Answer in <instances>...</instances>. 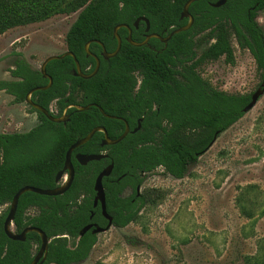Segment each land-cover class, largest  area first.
Wrapping results in <instances>:
<instances>
[{"label": "trees", "instance_id": "obj_1", "mask_svg": "<svg viewBox=\"0 0 264 264\" xmlns=\"http://www.w3.org/2000/svg\"><path fill=\"white\" fill-rule=\"evenodd\" d=\"M187 1L0 0V35L18 26L78 12L66 35L67 51L75 54L86 74L96 67L95 58L85 50L87 42L92 41L90 51L101 60L98 73L89 79L74 75L72 56L50 61L46 69L53 84L34 91L31 99L56 117H62L66 109L69 119L53 122L30 106L38 113V125L28 132L0 134V209L6 207L0 210V264H31L36 255L34 246L37 244L39 250L41 245L37 232L27 233L25 241L12 240L5 233L4 221L15 194L26 185L43 189L60 186L56 176L64 167L68 149L93 128L104 126L109 137L116 139L124 132L125 121L133 129L142 118L141 127L117 144L102 146L104 133L99 131L76 148L72 154L75 178L64 194H22L13 226L16 233L34 226L47 234L50 243L44 264H80L89 258L98 235L92 230L83 236L80 233L93 221L107 223L100 207H94V184L108 165L114 163L111 175L103 178L107 212L114 226L124 228L152 201L150 191L139 190L146 175L162 167L176 179L186 177L211 148L215 135L245 115L251 94L214 88L199 69L222 56L234 64L232 34L264 69V29L257 20L264 0H227L220 7L213 6L218 0H195L189 6L193 25L173 35L167 44L152 38L148 45L133 46L127 41L128 29L122 27L119 53L110 59L102 55L103 47L96 40L114 52L118 45L114 28L119 24L132 27L136 42L150 33L166 37L186 25L189 18L182 19L181 15ZM142 16L150 22L149 31L145 21L138 28L133 25ZM205 32L214 41L198 54L196 37ZM11 73L16 79L1 80L0 90L12 94L17 102L25 101L34 88L49 83L21 55ZM53 103L56 111H51ZM93 104L120 119L105 117ZM88 105L87 110L78 108ZM77 153L108 156L82 165ZM31 209L36 213L30 214ZM254 264H264V257Z\"/></svg>", "mask_w": 264, "mask_h": 264}, {"label": "rangeland", "instance_id": "obj_2", "mask_svg": "<svg viewBox=\"0 0 264 264\" xmlns=\"http://www.w3.org/2000/svg\"><path fill=\"white\" fill-rule=\"evenodd\" d=\"M77 16L59 14L0 35V81L16 79L11 71L19 55L40 70L47 57L66 52V35ZM257 20L264 29V10ZM213 41L208 32L198 35L196 52ZM231 44L234 64L222 56L199 71L214 88L253 94L264 81V69L233 34ZM51 108L56 111V104ZM39 123L26 101L0 90V134L28 132ZM67 180L65 174L58 184ZM140 190L150 191L152 201L139 218L99 233L89 258L80 264H254L263 258L264 94L217 137L186 177L176 179L160 167L146 175Z\"/></svg>", "mask_w": 264, "mask_h": 264}, {"label": "water", "instance_id": "obj_3", "mask_svg": "<svg viewBox=\"0 0 264 264\" xmlns=\"http://www.w3.org/2000/svg\"><path fill=\"white\" fill-rule=\"evenodd\" d=\"M195 0H188L183 8V12L181 15V18H189V21L186 25L176 28L174 29L167 37L163 38L161 35L157 34V33H150L146 36L145 40H143L142 42H136L133 40L132 38V27L128 24H119L114 28V35L118 40V45L117 48L114 52L110 53L106 50L104 44L99 41L96 40L97 43H99L102 47H103V52L102 55L104 56L105 59H110L114 56H116L121 47H122V38L119 35V29L122 27H125L128 29V36H127V41L132 44L133 46H144V45H148L149 40L151 38H159L161 39L163 42L167 43L171 37L177 33L183 32V31H187L191 28V26L193 25L194 22V18L191 15L190 11H189V6L191 5L192 2H194ZM227 0H219L218 2L214 3L213 6L215 7H220L222 5H224L226 3ZM141 21H145L147 24L146 27V31H149L150 29V22L149 20L145 17H139L135 22H134V26L136 28L139 27V24ZM92 43V41H89L86 43L85 45V50L87 52L88 55H92L95 60H96V67L94 69V71L91 74H86L83 72L82 67L80 65L79 60L77 59V57L75 56V54L71 51H66L63 54L60 55H51L49 57H47L41 67H40V72L42 73V75L45 78L49 79V83L45 86H39L34 88L33 90H31L29 92V94L26 97V102L32 106L33 108L37 109L38 111L42 112L49 120L53 121V122H57V123H61V122H66L69 117L68 116H63V117H56L53 114H51L49 112V110H47L45 107L41 106L40 104L36 103L35 101H33L31 99V94L34 91L37 90H45L48 89L49 87H51V85L53 84V79L52 77L47 73V64L55 59H62L65 56H72L75 59V64H76V70L74 72L75 76H80L84 79H89L93 76H95L99 69H100V65H101V60L100 58L92 53L90 51V44ZM264 94V81L261 83L260 87L252 94L251 96V100L250 102L245 106L244 108V112L247 113L249 112L251 109L254 108V106L257 104V102L259 101L260 97ZM94 106L98 107L100 109V111L102 112V114L105 117L108 118H117L120 119V117L117 116H112L109 115L107 113H105V111L103 110V108L101 106H99L98 104H93ZM90 105L85 106V107H78L80 110H87L89 109ZM141 127V124H139L137 126V128H135L133 130V132H136L139 128ZM103 132L104 133V139L102 142V146H106V145H114L119 143L121 140H123L130 132V128H129V124L126 122V128L124 130V132L116 139H111L108 135L107 129L104 126H97L95 128H93V130H91V132L89 134H87L85 137L78 139L74 144H72L70 146V148L67 151L66 154V160H65V164L62 170H60L56 176V182L59 183L61 178L64 177V175L66 173H68V180L56 187V188H52V189H43V188H39V187H35V186H30V185H26L24 187H22L14 196L11 205H10V210L9 213L4 221V230L5 233L7 234V236L12 239V240H19V241H25L26 240V235L29 232H37L40 237H41V245L39 248V251L37 252V254L35 255L33 261L31 262V264H44L47 260L48 257V250H49V243H50V239L47 236V234L34 226H28L26 227L21 233H15L12 230V225H13V220L15 218L16 212H17V208H18V202L20 197L22 196V194H24L25 192L31 191V192H35L41 195H47V196H58V195H62L64 194L72 185L73 180L75 178V168L72 162V154L73 151L78 148L79 146H82L83 144L89 142L92 137L95 135L96 132ZM217 134L214 137V141L212 144H214V142L217 139ZM212 146V145H211ZM108 155L106 153H100V154H81V153H77L76 154V159L78 160V162L82 165H87L89 162L94 161V160H101L103 158H106ZM114 168V163H111L110 165H108L106 168H104L99 175L97 176L96 180H95V184H94V190L96 192L95 198H94V205L96 206L98 203L101 204V208H102V212L103 215L108 219V224L105 227H101V226H96V228L93 230V232L95 234L101 233V232H105L107 230H109L112 226H113V218L108 214L107 212V207H106V193H105V188L103 185V178L110 176L112 171ZM94 224H89L86 225L82 230L80 235L83 236Z\"/></svg>", "mask_w": 264, "mask_h": 264}, {"label": "flooded vegetation", "instance_id": "obj_4", "mask_svg": "<svg viewBox=\"0 0 264 264\" xmlns=\"http://www.w3.org/2000/svg\"><path fill=\"white\" fill-rule=\"evenodd\" d=\"M218 1H219V0H218ZM218 1H217V2H218ZM215 3H216V2H215ZM213 4H214V3H213ZM170 33H171V32H170ZM170 33H169V34H170ZM157 34H158V33H157ZM169 34H168V35H169ZM159 35H160V34H159ZM162 37H163V36H162ZM166 37H167V36H166ZM163 38H165V37H163ZM151 39H152V38H151ZM151 39H150V40H151ZM157 39H159V38H157ZM150 40H149V41H150ZM160 40H161V39H160ZM161 41H162V40H161ZM162 42H163V41H162ZM164 43H165V42H164ZM167 43H168V42H167ZM167 43H165V44H167ZM148 44H149V43H148ZM153 48L155 49V47H153ZM248 50H249V49H248ZM260 85H261V84H260ZM260 85H259V87H260ZM259 87H258V88H259ZM258 88H257V89H258ZM251 96H252V94H251ZM51 111H54V110H52V108H51ZM65 115H66V109H65V111H64L63 116H65ZM63 116H62V117H63ZM141 120H142V118H140V119L137 120V126H138L139 124H141ZM127 123H128V122H127ZM128 124H129V123H128ZM125 128H126V121H125ZM129 128H130V132H133V130H134L135 128H137V127H134V128L132 129V128L130 127V125H129ZM130 132H129V133H130ZM75 156H76V155H75ZM66 174H68V173H66ZM128 190H129V189H128ZM128 190H127L126 192H128ZM139 190H140V189H139ZM129 191H130V190H129ZM95 195H96V194H95ZM94 198H95V197H94ZM10 205H11V204H10ZM98 206L100 207V209H101V213H102V215H103L102 208H101V204L98 203L96 206L94 205V207H98ZM8 213H9V212H8ZM108 214H109V213H108ZM109 215H110V214H109ZM92 216H93V214H92ZM92 216H91V218H92ZM110 216H111V215H110ZM6 217H7V216H6ZM103 217L107 220V223H106L105 225H100V224H98L97 222H94V221H93V222L89 223V224H94L89 230H92V232H93V230L96 228V226L105 227V226L108 224V219H107L104 215H103ZM111 217H112V216H111ZM112 218H113V217H112ZM13 221H14V220H13ZM89 224H87V225H89ZM13 227H14V226H13ZM84 227H85V226H84ZM89 230H88V231H89ZM13 231L15 232V229H13ZM15 233H16V232H15ZM93 233H94V232H93ZM18 234H19V233H18ZM98 234H99V233H98ZM98 234H97V235H98ZM38 251H39V250H38ZM36 254H37V253H36Z\"/></svg>", "mask_w": 264, "mask_h": 264}]
</instances>
